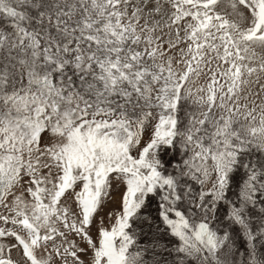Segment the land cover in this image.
I'll return each instance as SVG.
<instances>
[{"label": "snow or ice", "instance_id": "snow-or-ice-1", "mask_svg": "<svg viewBox=\"0 0 264 264\" xmlns=\"http://www.w3.org/2000/svg\"><path fill=\"white\" fill-rule=\"evenodd\" d=\"M0 264H264V0H0Z\"/></svg>", "mask_w": 264, "mask_h": 264}]
</instances>
